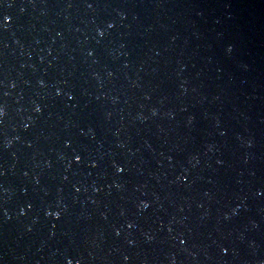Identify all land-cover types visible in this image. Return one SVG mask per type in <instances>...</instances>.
Here are the masks:
<instances>
[{
  "label": "water",
  "instance_id": "95a60500",
  "mask_svg": "<svg viewBox=\"0 0 264 264\" xmlns=\"http://www.w3.org/2000/svg\"><path fill=\"white\" fill-rule=\"evenodd\" d=\"M69 261L264 264V0H0V264Z\"/></svg>",
  "mask_w": 264,
  "mask_h": 264
},
{
  "label": "snow or ice",
  "instance_id": "6c2138e0",
  "mask_svg": "<svg viewBox=\"0 0 264 264\" xmlns=\"http://www.w3.org/2000/svg\"><path fill=\"white\" fill-rule=\"evenodd\" d=\"M76 159H77V160H79V159H80V157H79V156H77V157H76ZM68 264H71V262L69 261V262H68Z\"/></svg>",
  "mask_w": 264,
  "mask_h": 264
}]
</instances>
